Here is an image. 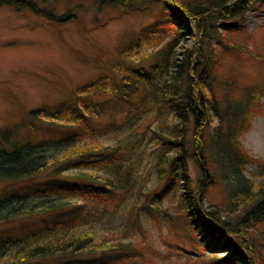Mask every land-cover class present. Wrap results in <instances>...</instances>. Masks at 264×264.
Returning <instances> with one entry per match:
<instances>
[{"label": "trees", "instance_id": "obj_1", "mask_svg": "<svg viewBox=\"0 0 264 264\" xmlns=\"http://www.w3.org/2000/svg\"><path fill=\"white\" fill-rule=\"evenodd\" d=\"M57 1L0 0V6L29 9L55 23L77 17L76 5L58 12ZM95 1L98 9L139 11L143 19L121 36L108 68L76 96L26 111L36 121L30 125L45 120L59 127L57 133L35 141L10 130L1 134L6 141L0 146V179L24 184L0 188V224L42 214L52 222L35 220L32 227L0 236V264H102L133 256L136 249L142 254L129 241H94L90 229L72 230L66 223L80 221L98 205L115 212L136 191V199L156 210L138 174L148 157L162 182L149 196L159 200L180 188L178 207L193 246L211 252L199 264H264V227L257 225L264 220V181L246 175L251 156L239 139L244 118L264 111L258 98L264 81L256 88L244 84V103L230 91L234 78L222 99L213 87L229 54L239 63L258 56L264 64V54L249 44L254 34L241 21L248 8L264 9V0ZM189 32L195 33L194 45L179 58L176 46ZM189 160L198 169L196 180ZM218 173L228 191L225 213L204 203L205 185ZM132 201L125 227L137 229L139 204Z\"/></svg>", "mask_w": 264, "mask_h": 264}, {"label": "rangeland", "instance_id": "obj_2", "mask_svg": "<svg viewBox=\"0 0 264 264\" xmlns=\"http://www.w3.org/2000/svg\"><path fill=\"white\" fill-rule=\"evenodd\" d=\"M54 4L58 12L76 5L77 17L68 22L55 23L29 9L0 6V146L6 141L1 139V134L9 130L16 132L14 135L23 141L26 137L35 141L57 133L59 127L45 120H41L39 125L34 123L35 127L30 125L29 121L33 119L25 117L26 111L38 105L56 106L68 94L76 96L79 87L108 68L111 58L117 52L121 36L129 28L139 26L144 15L133 10L121 13L109 5L98 9L95 0H58ZM241 21L246 27L245 31L254 34L248 38L249 44L255 47L259 55L264 54V9L255 6L248 8ZM194 42V32L183 35L176 46V56L181 58L183 51L192 47ZM260 59L255 56L239 63L232 55L225 56L216 70L217 79L213 82L217 98L225 96L234 78L230 91L242 103L246 102L248 99L243 96V87H260L264 81V64ZM227 81H230L229 85ZM261 90L258 98L262 106L264 88ZM107 118H100L96 122ZM244 119L239 139L244 150L251 156L245 173L256 181H264V111H257L249 119ZM152 120L153 116H150L146 122ZM152 143L153 140H150L148 146L151 148L155 146ZM148 158L152 160L145 159L138 168V174L143 182L142 188L148 194L147 202L156 206V210L147 208L144 200L136 199V191L131 197L127 196L115 212H103V208L98 205L87 217L66 223V226L72 230L78 227L90 229L94 232V241L99 238H105L108 244H115L119 240L124 243L129 241L132 246L141 249L142 254L136 249L133 256L102 264H199L211 252L193 246V238L182 223L184 214L178 207L180 188L163 191L165 193L159 200L158 197L149 196L153 191L159 192L162 182L157 183V171L152 166L153 157ZM210 166L215 169L214 164L210 163ZM189 171L192 179L196 180L199 172L192 160H189ZM218 174L205 185L204 203L208 209L218 208L225 213L230 211L226 201L228 191L221 173ZM14 183L12 179H0V188ZM23 184V181L18 180L16 186ZM132 200L139 204L137 229L125 227ZM35 218L36 215H33L0 224V236L32 227L35 220L38 223L41 220L52 222L51 217L45 214ZM257 225L259 228L264 227V220ZM59 230L64 231L62 228ZM247 239L251 241L249 235ZM227 252L229 249L219 254Z\"/></svg>", "mask_w": 264, "mask_h": 264}]
</instances>
